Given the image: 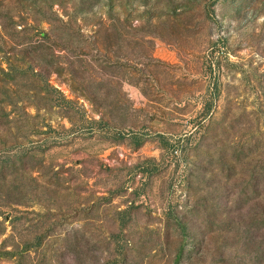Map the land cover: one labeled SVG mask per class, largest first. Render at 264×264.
Segmentation results:
<instances>
[{
  "label": "rangeland",
  "instance_id": "374dc122",
  "mask_svg": "<svg viewBox=\"0 0 264 264\" xmlns=\"http://www.w3.org/2000/svg\"><path fill=\"white\" fill-rule=\"evenodd\" d=\"M0 264H264V0H0Z\"/></svg>",
  "mask_w": 264,
  "mask_h": 264
}]
</instances>
